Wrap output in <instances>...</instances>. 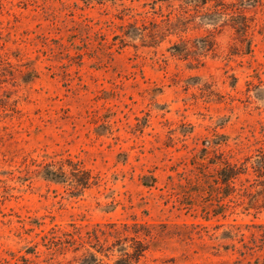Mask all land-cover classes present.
I'll return each mask as SVG.
<instances>
[{
    "label": "rangeland",
    "instance_id": "obj_1",
    "mask_svg": "<svg viewBox=\"0 0 264 264\" xmlns=\"http://www.w3.org/2000/svg\"><path fill=\"white\" fill-rule=\"evenodd\" d=\"M198 4L0 0V264H264V0Z\"/></svg>",
    "mask_w": 264,
    "mask_h": 264
},
{
    "label": "trees",
    "instance_id": "obj_2",
    "mask_svg": "<svg viewBox=\"0 0 264 264\" xmlns=\"http://www.w3.org/2000/svg\"><path fill=\"white\" fill-rule=\"evenodd\" d=\"M195 1L200 2L198 6L200 5V7H203L212 0H195ZM217 3L218 2H216L214 6H217ZM215 13L220 14L222 12H220L219 10H215L212 12V14L207 13L203 15L202 17H207L208 19H212L211 17H208V16H211ZM238 18L240 20L238 22H234L232 27L236 30V33L239 34L243 38V40H247L249 39V34H250V28H251L250 20L251 19L242 11L238 14ZM180 21L184 23L185 20H180ZM215 29H217L216 26H215ZM249 40L251 41V39ZM212 163L215 164L216 162H212ZM257 163L258 165L254 167V171L257 173V176L259 178L258 186H260V188L258 189L260 190H257L256 193L257 194L259 193L260 195H262L263 205H264V154L261 155V157L257 159ZM73 165L74 167L72 168L70 172V176L67 170L65 169L64 164H62L58 168H55L53 165H47L46 168H44L43 174L46 178L59 182V183H65L69 179L72 178L71 182L73 183L75 189H78V190L89 188L91 185V174L87 170H84V168L78 166L77 164H73ZM247 171H248L247 167L238 166L237 164L231 163L229 160L224 161L223 166H221L216 172L217 177L220 178V180L224 184V188H223L224 197H229L230 195L236 192L237 180H239L241 175L246 174ZM245 191L251 195L250 197L251 200L256 201L257 198H255V196L253 195V191H250L249 189H246ZM135 251L137 254H139L140 251H142L143 253L145 249L144 250L138 249ZM142 253L140 252L139 256H141ZM92 256L94 257V261H97V264L101 263V260H99L96 257V255H92ZM139 256H138V259H139Z\"/></svg>",
    "mask_w": 264,
    "mask_h": 264
}]
</instances>
